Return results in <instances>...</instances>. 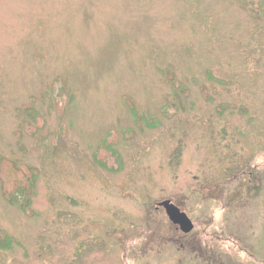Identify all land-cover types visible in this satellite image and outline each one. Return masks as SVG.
<instances>
[{"label":"rangeland","instance_id":"obj_1","mask_svg":"<svg viewBox=\"0 0 264 264\" xmlns=\"http://www.w3.org/2000/svg\"><path fill=\"white\" fill-rule=\"evenodd\" d=\"M223 116L260 189L197 221L216 264H264V0H0V264H69L93 234L76 264H166L143 210L222 182Z\"/></svg>","mask_w":264,"mask_h":264},{"label":"flooded vegetation","instance_id":"obj_2","mask_svg":"<svg viewBox=\"0 0 264 264\" xmlns=\"http://www.w3.org/2000/svg\"><path fill=\"white\" fill-rule=\"evenodd\" d=\"M218 123L223 126L219 130H214L212 141H210L217 150L214 149V152L205 158V164L202 167L211 168L220 161L223 168L222 174H220L222 182H216L217 176H213L211 180L204 174L202 176L203 180L199 181L198 185L189 186L186 189H182L181 192L171 193L161 199H155L151 204L153 206L151 207L150 205L151 209L145 207V211L143 210L144 215L142 218L148 224L149 229L145 228V233L140 232V237H143L141 246L147 252L152 251L159 255L164 252L172 253L173 262L169 260L172 257L167 255L169 259L166 264H216L217 253L223 252L216 248L217 235L210 231L213 220L212 218H204V222L201 221L200 223V221H197L198 217L196 215L199 218L202 216L196 214V212L198 213V207L199 209L204 207H207L205 209H211L213 204L222 205L223 208L230 206L239 207L254 193L255 187L260 189L258 178L253 177L254 169L252 165H244L241 162L242 158L238 159L243 149L244 128L238 125H234L233 128L230 126L233 123L231 124L229 120L227 121L226 116L219 117ZM215 139L216 141L214 142L213 140ZM232 181L240 184L243 189L239 190L241 187L238 189L227 188ZM190 203L195 205H190ZM141 204L148 206L149 203L143 202ZM170 212H173L174 217L170 216ZM136 225L135 222H132V228H136ZM138 229L140 230L141 228L138 227ZM75 231L72 230L73 233ZM96 236L101 235L93 234L87 239H82V242L80 241L78 251L75 256L70 258L71 262L69 264L78 262L77 260L84 249V243L90 238L91 241L102 240ZM40 247L48 250L50 253L48 258H50L49 261L51 262L54 259V253L51 252V249L49 250L46 244L40 245ZM220 255L222 256V254ZM145 264L153 263L145 261Z\"/></svg>","mask_w":264,"mask_h":264},{"label":"trees","instance_id":"obj_3","mask_svg":"<svg viewBox=\"0 0 264 264\" xmlns=\"http://www.w3.org/2000/svg\"><path fill=\"white\" fill-rule=\"evenodd\" d=\"M54 87V86H53ZM182 87V89H183V86H181ZM167 100H168V96H167ZM251 122H252V120H251ZM15 179L17 180V178L15 177ZM12 187V186H11ZM0 235H3L4 237H6L5 238V240L7 241L8 240V242H9V240H11V238H10V236L7 234V233H5L2 229H0Z\"/></svg>","mask_w":264,"mask_h":264},{"label":"water","instance_id":"obj_4","mask_svg":"<svg viewBox=\"0 0 264 264\" xmlns=\"http://www.w3.org/2000/svg\"><path fill=\"white\" fill-rule=\"evenodd\" d=\"M171 217H174L173 212H170Z\"/></svg>","mask_w":264,"mask_h":264}]
</instances>
